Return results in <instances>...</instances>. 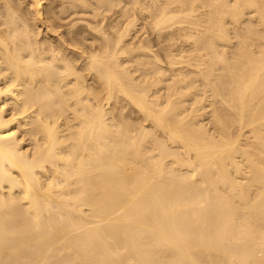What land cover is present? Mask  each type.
Segmentation results:
<instances>
[{"label":"bare ground","instance_id":"bare-ground-1","mask_svg":"<svg viewBox=\"0 0 264 264\" xmlns=\"http://www.w3.org/2000/svg\"><path fill=\"white\" fill-rule=\"evenodd\" d=\"M58 1L0 0V264H264V0Z\"/></svg>","mask_w":264,"mask_h":264},{"label":"rangeland","instance_id":"rangeland-1","mask_svg":"<svg viewBox=\"0 0 264 264\" xmlns=\"http://www.w3.org/2000/svg\"><path fill=\"white\" fill-rule=\"evenodd\" d=\"M44 1H45V4L47 5L48 0H47V1L44 0ZM46 2H47V3H46ZM49 2H50V0H49ZM51 2L54 3V1H52V0H51ZM60 2H61V1H60ZM58 3H59V1L57 0V2L55 1L54 4H55V5H58ZM74 16H75L74 19H72L73 16H72V18H71V19L73 20V22H74V21L76 22V25H74V27H76L78 24H79L78 28L81 27L80 25H82L84 22L79 21V20H82L83 18H81V17H83V16H82V15H78V16H77V15H74ZM77 17H78V18H81V19H78ZM112 18H113V17L109 18L110 20L108 19V21H109V22L112 21V23H114V19H112ZM75 19H76L77 21H76ZM111 19H112V20H111ZM67 20H69V19H67ZM78 21H79V22H78ZM80 22H82V23L80 24ZM110 23H111V22H110ZM139 23H141V20L139 21ZM82 26H83V25H82ZM140 26H141V25H140ZM143 30H144L143 32H145V31L148 30V29H147V27H145V29H143ZM155 47H157V46H155ZM161 55H162V58L164 59L163 54H161ZM101 94L103 95V93H101ZM120 100H121L120 103L123 101L122 105H123L124 107H123V110L121 111V113L123 112V114H120V113H119V115H121V116L124 117L125 119L129 118L130 116H131V118L133 117V118L136 119V118L138 117V114H136V113H133V114L130 113L131 111H132V112L134 111L133 106H132L130 103H128L130 106H129V105L127 106V102L124 101L125 99H123V100L120 99ZM125 103H126V104H125ZM124 104H125V105H124ZM112 105H113V104H112ZM125 107H126V108H125ZM129 108H130V110H129ZM131 108H133V110H132ZM127 109H128L130 112H129ZM125 110H126V111H125ZM126 112H127L130 116L128 115V116L126 117V114H127ZM134 112H135V111H134ZM118 117H120V116H118ZM122 117H120V118H122ZM133 118H132V119H133ZM128 120H130V118H129ZM133 120H134V119H133Z\"/></svg>","mask_w":264,"mask_h":264}]
</instances>
